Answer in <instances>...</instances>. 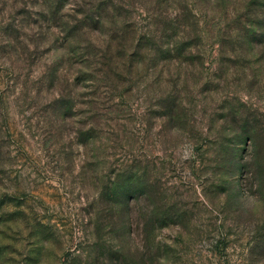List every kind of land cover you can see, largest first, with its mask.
Here are the masks:
<instances>
[{"label": "rangeland", "instance_id": "374dc122", "mask_svg": "<svg viewBox=\"0 0 264 264\" xmlns=\"http://www.w3.org/2000/svg\"><path fill=\"white\" fill-rule=\"evenodd\" d=\"M0 264H264V0H0Z\"/></svg>", "mask_w": 264, "mask_h": 264}, {"label": "trees", "instance_id": "16d2710c", "mask_svg": "<svg viewBox=\"0 0 264 264\" xmlns=\"http://www.w3.org/2000/svg\"><path fill=\"white\" fill-rule=\"evenodd\" d=\"M173 50H174V48H170V49H168V50H167V52H166V53L169 55V53H172V52H173Z\"/></svg>", "mask_w": 264, "mask_h": 264}]
</instances>
